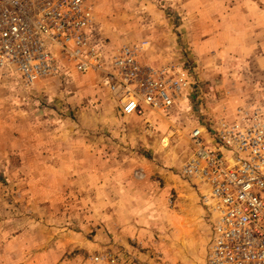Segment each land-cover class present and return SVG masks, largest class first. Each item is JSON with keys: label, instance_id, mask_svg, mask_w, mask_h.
<instances>
[{"label": "rangeland", "instance_id": "374dc122", "mask_svg": "<svg viewBox=\"0 0 264 264\" xmlns=\"http://www.w3.org/2000/svg\"><path fill=\"white\" fill-rule=\"evenodd\" d=\"M218 1L216 18L197 24L173 0H94V8L112 44L147 42L142 62L182 65L191 56L207 68L212 55L229 73L222 81L198 72L203 92L212 84L220 99L264 97V85L241 86L246 65L222 40L231 29ZM61 68L0 88V264H205L210 225L180 173L188 133L204 116L183 102L173 129L155 113L149 126L121 113L98 72ZM210 106L205 98L206 115Z\"/></svg>", "mask_w": 264, "mask_h": 264}, {"label": "built area", "instance_id": "2783aa9c", "mask_svg": "<svg viewBox=\"0 0 264 264\" xmlns=\"http://www.w3.org/2000/svg\"><path fill=\"white\" fill-rule=\"evenodd\" d=\"M94 7V0H0V88L15 77L31 86L72 63L79 73L98 72L121 113L149 126L155 113L173 129L187 102L205 119L188 133L191 152L180 169L211 216L205 264H264V97L206 116L195 58L142 62L147 42L112 44Z\"/></svg>", "mask_w": 264, "mask_h": 264}, {"label": "crops", "instance_id": "0c3cea01", "mask_svg": "<svg viewBox=\"0 0 264 264\" xmlns=\"http://www.w3.org/2000/svg\"><path fill=\"white\" fill-rule=\"evenodd\" d=\"M171 2V0H169ZM218 0H173V4L182 9L185 14H187V18L189 20V24H197L200 19L203 20V17L206 19H215L216 14H214L215 6L217 5ZM224 7L223 11V20L222 23L228 25L231 30L223 32V41L226 46L231 50L232 45L233 51L238 52V57L243 59L244 66L246 68H241L243 74L241 76V86H245L246 89L252 88L254 85L258 86L264 85V53L261 52V48L264 46V41L262 36L260 37V29L264 30V0H224L220 1ZM242 7L245 11L241 13ZM239 11V12H238ZM234 12H238L239 22L236 23V20L233 16ZM194 15V17H193ZM233 25H238L239 28H234ZM251 27L253 31L250 30H242L239 31L242 27ZM239 31V32H238ZM264 34V31L261 32ZM239 35V39H238ZM238 39V40H237ZM233 40V41H232ZM235 40V41H234ZM206 59L204 61L207 68L200 64L199 68V77L202 80L206 76L209 77H218L221 78L222 81L227 79L228 68H216L214 66V58L212 55L205 56ZM213 63V64H212ZM212 64V66H211ZM204 67V68H203ZM211 87H215L210 84L209 87L206 88L204 91V96L211 105L206 111V116H211L213 119L220 113V111L226 106L229 111H232L237 103L236 98H232L230 96V91L224 92V99H220L217 95L216 87L214 91H211ZM217 97V98H216ZM243 103V101H242ZM54 165V164H53ZM51 165V168H56V165ZM187 181V180H186ZM188 184L194 189L196 192L197 190L192 185V183ZM200 203V202H199ZM201 205V203H200ZM202 206V205H201ZM204 209V207H202ZM205 217L207 218L209 225L211 221V216L209 213L204 209ZM211 231V229H210Z\"/></svg>", "mask_w": 264, "mask_h": 264}]
</instances>
